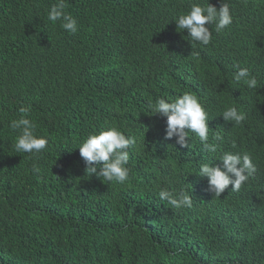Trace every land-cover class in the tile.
Masks as SVG:
<instances>
[{"label": "trees", "instance_id": "obj_1", "mask_svg": "<svg viewBox=\"0 0 264 264\" xmlns=\"http://www.w3.org/2000/svg\"><path fill=\"white\" fill-rule=\"evenodd\" d=\"M65 2L75 34L48 20L56 0H0V264H264V0H224L233 23L195 47L173 18L204 0ZM240 68L258 89L234 82ZM184 92L224 138L216 153L193 133L181 148L167 118L146 113ZM22 105L48 139L39 172L13 147ZM231 106L246 113L240 125L222 116ZM113 126L137 139L124 184L85 173L77 147ZM222 151L249 154L257 171L212 199L195 173ZM161 189L194 191L192 207Z\"/></svg>", "mask_w": 264, "mask_h": 264}, {"label": "clouds", "instance_id": "obj_2", "mask_svg": "<svg viewBox=\"0 0 264 264\" xmlns=\"http://www.w3.org/2000/svg\"><path fill=\"white\" fill-rule=\"evenodd\" d=\"M66 9L65 0H56V3L49 9L47 18L53 23L60 21L64 30L75 34L79 27L78 21ZM173 19L176 21L179 31L187 30L188 40L195 47L197 43L204 46L209 45L212 41L213 31L222 33L233 23V14L229 4L224 0L219 8L210 3L209 0H204L203 3H192L187 13ZM206 25H211L212 30ZM233 80L236 84L243 82L249 89H258L257 78L247 68H240L236 71ZM19 112L21 113L20 118L13 119L9 125L18 133L13 147L16 153L30 154V158L34 161L32 168L39 172V165L35 161L38 160V154L48 146V139L36 135V124L29 118L30 105H22ZM146 113L165 116L167 118L165 138H175L176 145L181 148L191 146L190 133L199 138L204 150L209 155L218 151L219 144L215 142H223L224 138L213 131V127H209V112L198 96L193 93L184 92L183 95L171 100L161 97L155 101H149ZM222 116L226 122H233L235 125H240L247 118L246 113L239 111L236 106L226 107ZM136 144V137L127 136L119 128L113 126L101 130L98 134H90L77 147L86 165L85 173L90 176L95 175L102 181H115L124 184L128 181L131 171L127 167L128 149ZM233 147H235L234 143ZM217 155L212 164H201L198 172L195 173L200 177H207L208 188L206 191L210 197L216 199L225 190L233 193L234 191L242 192L246 188L245 185L249 183L247 180L253 177L257 171L251 156L247 153L241 155L231 151H222ZM193 192L187 193L183 190L173 192L168 189H161L158 196L161 201H166L175 209L191 208L193 200L190 195H194ZM234 218L235 216H230L227 220ZM225 222L229 223V221Z\"/></svg>", "mask_w": 264, "mask_h": 264}]
</instances>
